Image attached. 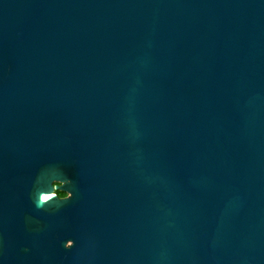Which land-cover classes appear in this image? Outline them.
I'll return each instance as SVG.
<instances>
[{
	"label": "water",
	"instance_id": "water-1",
	"mask_svg": "<svg viewBox=\"0 0 264 264\" xmlns=\"http://www.w3.org/2000/svg\"><path fill=\"white\" fill-rule=\"evenodd\" d=\"M0 264H264V0H0Z\"/></svg>",
	"mask_w": 264,
	"mask_h": 264
},
{
	"label": "clouds",
	"instance_id": "clouds-1",
	"mask_svg": "<svg viewBox=\"0 0 264 264\" xmlns=\"http://www.w3.org/2000/svg\"><path fill=\"white\" fill-rule=\"evenodd\" d=\"M61 193L65 194V195H62V196H57V199L59 200H68V199H71L72 196L69 195V191H60ZM74 241H73V246H74ZM65 248H68V246L65 244L64 245Z\"/></svg>",
	"mask_w": 264,
	"mask_h": 264
},
{
	"label": "flooded vegetation",
	"instance_id": "flooded-vegetation-1",
	"mask_svg": "<svg viewBox=\"0 0 264 264\" xmlns=\"http://www.w3.org/2000/svg\"><path fill=\"white\" fill-rule=\"evenodd\" d=\"M59 190H57V189H54V195H57V196H59Z\"/></svg>",
	"mask_w": 264,
	"mask_h": 264
},
{
	"label": "trees",
	"instance_id": "trees-1",
	"mask_svg": "<svg viewBox=\"0 0 264 264\" xmlns=\"http://www.w3.org/2000/svg\"><path fill=\"white\" fill-rule=\"evenodd\" d=\"M62 195H65V194H63V193L59 192V196H62Z\"/></svg>",
	"mask_w": 264,
	"mask_h": 264
},
{
	"label": "snow or ice",
	"instance_id": "snow-or-ice-1",
	"mask_svg": "<svg viewBox=\"0 0 264 264\" xmlns=\"http://www.w3.org/2000/svg\"><path fill=\"white\" fill-rule=\"evenodd\" d=\"M47 199V198H46Z\"/></svg>",
	"mask_w": 264,
	"mask_h": 264
}]
</instances>
